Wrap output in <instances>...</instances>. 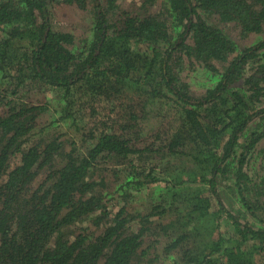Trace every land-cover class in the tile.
<instances>
[{
    "label": "trees",
    "instance_id": "16d2710c",
    "mask_svg": "<svg viewBox=\"0 0 264 264\" xmlns=\"http://www.w3.org/2000/svg\"><path fill=\"white\" fill-rule=\"evenodd\" d=\"M138 1L0 0V264L264 260V0Z\"/></svg>",
    "mask_w": 264,
    "mask_h": 264
},
{
    "label": "rangeland",
    "instance_id": "374dc122",
    "mask_svg": "<svg viewBox=\"0 0 264 264\" xmlns=\"http://www.w3.org/2000/svg\"><path fill=\"white\" fill-rule=\"evenodd\" d=\"M157 1H160L161 2V0H157ZM137 4H141L142 5V3L140 2V0L137 2ZM152 8L155 9L156 8L155 5H152ZM62 21L66 22V20H62ZM234 37H236V36H234ZM248 41H249V39H248ZM243 43H244V40H242V44ZM207 79H210V77H209V74L206 73L205 71H202L201 73L200 72H197L196 74H193V77H192V81L194 83H202V85H204V86H207V85H205V82H206ZM210 86H207L206 90ZM205 91H203V88L197 89V93L198 94H203ZM142 119H143V126H144V128L146 130V134H147L148 140H149V142H151V140L153 139V137H155V134L152 133V128H151V125H150V122H151L150 116L147 115V116L143 117ZM137 164H139V166H144L143 164H140L139 162H137ZM150 166L151 165H150V163L147 160L146 161V167H145L147 171L151 169ZM185 167H187V166L180 165L179 170L177 168H174L173 170L167 171V173H178L181 170L185 169ZM156 170H157V173L159 175H161L163 173H166L165 170H163L162 168H159V167ZM151 185L152 186H155L154 183L151 184ZM159 185L164 186L165 183L162 181ZM189 185L194 189V191L195 190H202L203 191V190H205V188H207V186H203V187H200L199 188L197 186V183H191L190 182ZM152 186H150L148 188H143L142 187L141 194L140 195H139V192H138L139 190L138 191H136V190L133 191L134 193H133V196H132V199H133L132 202L136 205V208H138V210H142V212H144V213L145 212L148 213L151 210V204L146 201L147 199H146L145 196H147V195H149L151 193L152 190H150V189H152ZM226 191L227 190L224 188V185L223 184L220 185L217 188V194L216 193H213L212 191H209V192L206 191L207 195L211 196V198H212L211 199V202H212L213 208H218V204L219 203H221L223 205L224 204L227 205L229 203V201L231 200V197H227L226 196ZM119 204H121V203H119V200H116V199L113 198V199H111V205L109 207L112 208L113 210H115V209H117L120 206ZM239 204L240 203H238V204H231V207L236 210L237 208H239ZM130 211L131 212H137L136 209H135V207H133V206H131ZM221 229H222V231L224 233H227V234H230V235L234 234V231H233L232 226H230V224L228 222L226 223V216H224V218L222 219ZM170 231H172V230H170ZM161 232H162V230H161ZM164 237H168V236H166L162 232V235H161V238L160 239H163ZM258 263L259 264H264V260L258 258Z\"/></svg>",
    "mask_w": 264,
    "mask_h": 264
}]
</instances>
